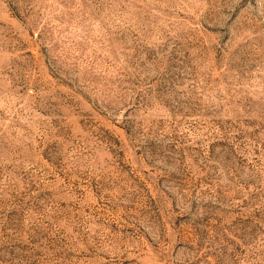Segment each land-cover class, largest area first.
<instances>
[{
    "label": "rangeland",
    "instance_id": "1",
    "mask_svg": "<svg viewBox=\"0 0 264 264\" xmlns=\"http://www.w3.org/2000/svg\"><path fill=\"white\" fill-rule=\"evenodd\" d=\"M0 264H264V0H0Z\"/></svg>",
    "mask_w": 264,
    "mask_h": 264
}]
</instances>
